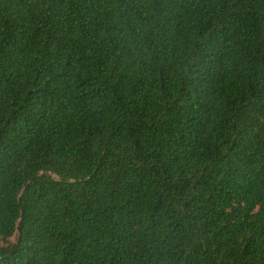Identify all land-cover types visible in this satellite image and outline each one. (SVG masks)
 <instances>
[{
  "label": "trees",
  "instance_id": "16d2710c",
  "mask_svg": "<svg viewBox=\"0 0 264 264\" xmlns=\"http://www.w3.org/2000/svg\"><path fill=\"white\" fill-rule=\"evenodd\" d=\"M0 264H264V0H0Z\"/></svg>",
  "mask_w": 264,
  "mask_h": 264
}]
</instances>
